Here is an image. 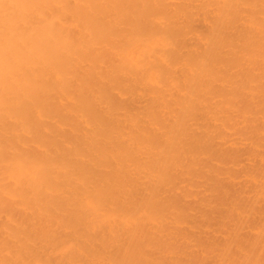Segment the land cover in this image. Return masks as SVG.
Masks as SVG:
<instances>
[{
    "label": "bare ground",
    "instance_id": "obj_1",
    "mask_svg": "<svg viewBox=\"0 0 264 264\" xmlns=\"http://www.w3.org/2000/svg\"><path fill=\"white\" fill-rule=\"evenodd\" d=\"M0 264H264V0H0Z\"/></svg>",
    "mask_w": 264,
    "mask_h": 264
}]
</instances>
